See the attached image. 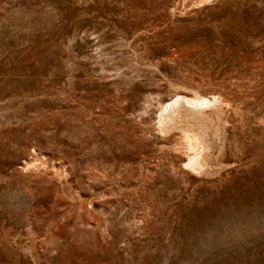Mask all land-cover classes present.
I'll return each mask as SVG.
<instances>
[{
    "label": "rangeland",
    "instance_id": "1",
    "mask_svg": "<svg viewBox=\"0 0 264 264\" xmlns=\"http://www.w3.org/2000/svg\"><path fill=\"white\" fill-rule=\"evenodd\" d=\"M0 264H264V0H0Z\"/></svg>",
    "mask_w": 264,
    "mask_h": 264
},
{
    "label": "bare ground",
    "instance_id": "2",
    "mask_svg": "<svg viewBox=\"0 0 264 264\" xmlns=\"http://www.w3.org/2000/svg\"><path fill=\"white\" fill-rule=\"evenodd\" d=\"M228 108L229 104L216 99L175 98L161 109L159 117L161 127L165 129L178 127L186 149L189 152L193 151L192 155L182 162L184 169L203 171L205 174L213 171L214 167L204 157L208 147L205 140L208 136L217 139L224 137L229 124Z\"/></svg>",
    "mask_w": 264,
    "mask_h": 264
}]
</instances>
